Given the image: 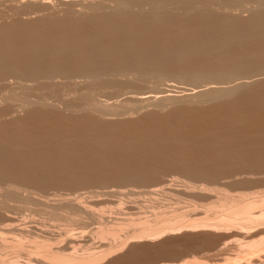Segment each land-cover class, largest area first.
Returning <instances> with one entry per match:
<instances>
[{
    "label": "bare ground",
    "instance_id": "bare-ground-1",
    "mask_svg": "<svg viewBox=\"0 0 264 264\" xmlns=\"http://www.w3.org/2000/svg\"><path fill=\"white\" fill-rule=\"evenodd\" d=\"M169 82L191 88L183 87L187 93L175 96L170 88L176 86ZM179 102L197 113L207 112L197 120L202 126L194 119L196 124H191V118L187 125L194 129L192 135L175 136L180 134L176 131H186L185 123L181 130L175 126V134L165 124L168 132L162 131L170 133L166 136L148 130L151 125L146 124L155 122L161 111L163 115H167L165 109L178 112L170 107ZM187 106L179 111L184 113ZM258 106L264 109V0H0V264H18L23 254L28 256L22 261L25 264H111L107 257L120 261L135 256L129 255L130 243L150 244L180 231L225 233L231 227L233 236L242 239H235L239 243L233 246L234 255L243 257L239 264L247 259L264 261V142L259 136L264 135V128L260 122L253 131H258L261 142L256 136L255 142L250 139V129L263 119L259 118L262 109L254 110ZM251 112L257 119L250 115L255 122L250 128L247 122L253 119L246 122L243 116ZM21 115L32 122L31 131L37 126L40 131L37 120L45 121L41 130L45 124L48 129L37 136L30 131L26 140L29 121L22 120L27 127L25 133L19 131ZM83 119L95 128L92 133L102 134V141L96 134H86L87 128L83 132L86 126L79 123ZM141 127L147 130L139 132ZM247 130L252 142L244 141ZM7 132L10 135L2 137ZM138 132L142 139L133 141ZM39 137L40 143L35 139ZM195 146L203 155L208 150L209 158L203 159ZM188 147H195L197 155ZM180 149L190 158H183V153L176 158ZM235 149L254 156L246 157V153L238 159ZM213 150L218 160L226 155L219 165ZM172 151L174 158H170ZM214 157L217 161L211 164ZM197 182H202L201 188ZM238 183L252 188L231 193L228 186ZM178 184L188 192L199 189L209 195L213 199L206 205L209 213L190 219L186 214L190 210L184 213L175 205L159 211L162 206L157 207L156 198L177 193ZM82 186L99 191L89 192L87 198L85 193V198L60 194L62 188L79 191ZM49 189L60 190L48 194ZM93 198H113L117 205L109 207L107 215L104 210H97L98 214L89 203ZM13 200L39 202L50 221L57 217L83 224L82 216L93 219L97 227L90 235L97 239L95 250L84 248L79 254L72 246L79 244L80 237H72L75 232L69 229L62 236L61 231L51 229L54 223L49 220L32 222L11 215L9 202ZM63 237L72 243L66 244L69 249L61 247L65 246ZM70 248L75 253H68Z\"/></svg>",
    "mask_w": 264,
    "mask_h": 264
},
{
    "label": "rangeland",
    "instance_id": "rangeland-1",
    "mask_svg": "<svg viewBox=\"0 0 264 264\" xmlns=\"http://www.w3.org/2000/svg\"><path fill=\"white\" fill-rule=\"evenodd\" d=\"M179 83L180 82H182V81H178ZM175 84V86H176V88L177 89H179V90H177L176 88H170V90H172L173 92V94L175 95V96H181L183 93H187V91L185 92L183 89L185 88V89H190L191 88V86H188V85H185V84H176V83H174V82H169L168 83V85L169 84ZM187 84V83H186ZM180 86V87H179ZM184 87V88H183ZM165 89H168V88H165ZM182 89V90H181ZM177 103V102H176ZM173 104H175V103H173ZM180 104L183 106L184 104H182V102H179L178 103V105H177V107H178V109H177V107L175 106V105H173L172 107H170V108H176V110H178V112H176L175 111V109L174 110H170V111H167V110H169V109H165V113H167V115H168V117H165V116H167V115H163V113L164 112H160L161 114H159V116H158V118H156L155 120V122H151L150 124L148 123V125L146 124V126H150V128L148 129L145 125V127L148 129V130H151L153 133H156V134H165V136L167 135V134H170L171 133V131L173 132V130H181L180 128H183V126L181 125V124H183V123H185L186 125L189 123V125H191V124H196V122H197V120L199 121L200 120V117H202L203 118V116L204 115H206L207 114V112L206 113H204L203 112V110L202 111H200V113H201V115H200V113H199V110H198V113H197V110H195V108H193V107H189V106H187V104H185L184 106H187V108L189 107L192 111H193V115H192V111L191 110H189V108H188V110L189 111H191V113L187 110V111H185L184 113H181V112H183L184 110H182L183 109V107L182 106H180ZM172 105V104H171ZM170 105V106H171ZM256 106H257V104H255ZM254 105V106H255ZM261 106V105H260ZM260 106H258V109L257 108H255V107H253V108H255L254 110H259V108H260ZM179 107H181L182 109H180ZM262 107V106H261ZM186 107H184V109H185ZM207 108V107H206ZM205 108V109H206ZM240 108V107H239ZM150 109V108H149ZM153 108H151V110H152ZM179 109H180V111H179ZM196 111H194V110ZM197 109V108H196ZM262 109V111H261V113H259V114H262V115H260V117L259 118H263L262 120L260 119V120H256V124H255V122H253L254 121V119H255V114L257 113V111H254V112H256L255 114L253 113V112H251L252 114H247V115H252L253 117H254V119L252 120L251 119V117L252 116H250L248 119H246L248 116L246 115V114H244L245 116H243V118L245 117V121L247 122V120H249V119H251L252 120V122L253 123H251V122H247V123H249V124H247L248 126H250V124H251V126H250V128L252 127V125L253 124H255V125H253V128L252 129H250L251 131H253L254 129H258V127H256L257 125H259L260 124V128H264V109L263 108H261ZM260 109V110H261ZM150 110V111H151ZM186 110V109H185ZM201 110V109H200ZM260 110H259V112H260ZM164 111V110H163ZM204 111H206V110H204ZM208 111V113H209V110H207ZM157 112V111H156ZM203 112V113H202ZM157 113H159V112H157ZM156 113V114H157ZM171 113H172V115H171ZM178 116H176L175 114ZM183 114V115H182ZM186 114V115H185ZM189 114H190V116H189ZM195 114H197V116L195 115ZM210 114V113H209ZM254 114V115H253ZM259 114H258V116H259ZM158 115V114H157ZM156 115V116H157ZM169 115H170V117H169ZM174 115H175V117H174ZM179 115H181V116H179ZM188 115V116H187ZM196 117H195V116ZM171 116H173L174 118H172V119H169V118H171ZM194 116V117H193ZM198 116H199V119H197L198 118ZM162 117V118H161ZM164 117H165V119H164ZM22 118V115L19 117V119H20V122H21V126H19V127H21V129L22 130H19V127H17V129L16 128H14L15 130H19V131H21L22 133H25L26 131H27V133H25V135L24 136H26L25 138H26V140L28 139L29 140V136L31 135V134H34L35 133V131L37 132L38 130V126L36 127V130L34 129H32V131H31V128H32V125H29L30 123H32L30 120H23V119H21ZM176 118V119H175ZM191 118H192V121H193V119L196 121H191ZM242 118V117H241ZM242 118V119H243ZM169 119V120H168ZM175 119V120H174ZM180 119V120H179ZM181 119H183L184 121H182V122H180L181 121ZM187 119V120H186ZM189 119V120H188ZM256 119H257V117H256ZM24 121V123L25 122H27V121H29L27 124H28V127H27V125L26 124H23V121ZM84 120V119H83ZM82 120V121H83ZM185 120H186V122H185ZM250 120V121H251ZM36 121V120H35ZM34 121V122H35ZM40 121V122H39ZM37 120V123H36V125H39V127H40V131H41V133H42V131H43V133L46 131V128L48 129V125L47 124H45V130H43V128H42V130H41V127H44L43 125H44V123L43 122H45V121H43L42 122V120ZM79 122V123H81L82 125H83V127L84 126H86L85 128H84V131L83 132H85L86 133V131H87V133L86 134H88V133H90V135L91 134H94V132L92 133L91 131H93L92 129H94L95 130V128L94 127H92V126H90L91 127V129L89 130V128L90 127H88V123L84 120V122ZM165 121V122H164ZM188 121H191V124H190V122H188ZM244 121V123L245 124H243V125H246V122ZM261 121H263V122H261ZM33 122V124H35ZM41 123L42 124V126H41V124H39V123ZM68 122H70V121H68ZM68 122H67V125H68V127H71L70 126V124H68ZM164 122V123H163ZM170 122V123H169ZM179 122V123H178ZM260 122V123H259ZM46 123H48V124H50L51 122H46ZM64 123H66V122H64ZM63 123V124H64ZM74 122H72V124H73ZM84 123H86V124H84ZM155 123V124H154ZM200 126H202V123L203 122H201V123H199V122H197ZM259 123V124H258ZM154 124V125H153ZM169 125L170 126V129L169 128H167V129H169V132L170 133H167L166 134V132H168V130L166 129V127H169V126H166V125ZM185 124H183V125H185ZM57 125H59V124H57ZM65 126H67L66 124H64ZM74 125H75V123H74ZM81 125V126H82ZM160 125V126H159ZM174 125V126H173ZM177 125V127H178V129H176L177 127H175ZM179 125V126H178ZM182 127H181V126ZM198 125V126H199ZM245 126L246 128L248 127V126ZM24 126L25 127H27L26 129L24 128ZM35 126V125H34ZM60 126L62 127V124H60ZM60 127L62 130H67L66 128L67 127ZM80 126V127H81ZM156 126V127H155ZM164 126H166V127H164ZM188 126V125H187ZM193 127H194V125H192ZM255 126V127H254ZM145 127H141L142 129H138V130H140L139 132H141L142 130H147V129H145ZM157 128L156 130H155V132L152 130V128ZM172 127V128H171ZM191 126H188V127H186L185 126V128H183V130L184 129H186V131H184V133H183V130H182V133L183 134H181V131H176V132H180V134H177L176 133V135L175 136H179V135H184V134H189V132H190V134L191 133H193V131H191V129H189ZM244 127V129L246 130V128ZM8 128V127H7ZM11 128V127H10ZM30 128V129H29ZM79 128V127H78ZM87 128V130L85 131V129ZM165 128V129H164ZM174 128V129H173ZM259 128V129H260ZM23 129H25L24 131H23ZM28 129V130H27ZM60 129V130H61ZM72 129V128H71ZM162 129H164L165 131H162ZM248 129V128H247ZM248 129V130H249ZM15 130H12V132L14 133V131ZM68 130H70L69 128H68ZM78 130H80V129H78ZM192 130H194V129H192ZM248 130L247 131H245L246 133L244 134L245 135V137L246 138H244V141L248 138L249 139V136H250V134H248L247 132H248ZM249 130V133L251 132ZM16 131V132H17ZM32 133H31V132ZM39 131V132H40ZM132 131V130H131ZM130 131V132H131ZM135 131H137V129H135ZM150 131V132H151ZM157 131L159 132V131H161V133H157ZM257 131V130H256ZM256 131H253V133L251 132V137H253V138H251L250 137V139L252 140V139H254L255 138V136L257 137L256 138V141L257 140H259L260 141V139H262L261 141L262 142H264V135H260L259 134V136H260V139H258V137L259 136H257L258 135V131H257V134L256 133H254V132H256ZM6 132V131H5ZM9 132H10V130H9ZM34 132V133H33ZM39 132H37L36 134H34L35 136H37L38 135V133ZM97 132V131H96ZM96 132H95V134H96ZM129 132V131H128ZM128 132H126L127 134H128V136L130 135ZM132 132H134V130L132 131ZM139 132L138 133H135L134 135H138L137 137L135 136H133V134H131L132 136H133V141H138L140 138L142 139V133H140V137H139ZM143 132V131H142ZM148 132V131H147ZM151 132V133H152ZM164 132V133H163ZM188 132V133H187ZM8 133V132H7ZM6 133V135L3 133L2 134V137L4 136V137H8V135H10V133H8L7 134ZM12 133V134H13ZM31 133V134H30ZM98 133V132H97ZM119 133H121V131L119 132ZM125 133V131H124V133H122V134H126ZM146 133V132H145ZM26 134H29V135H26ZM94 134V135H95ZM99 134V133H98ZM98 134H96L97 135V138H100L101 137V135H98ZM117 134H118V132H117ZM122 134H120V135H122ZM171 134H175L174 132L173 133H171ZM94 135H92V136H94ZM192 135V134H191ZM249 135V136H248ZM1 136V135H0ZM15 135L13 134L11 137H14ZM23 136V135H22ZM126 136V135H125ZM172 136V135H171ZM248 136V137H247ZM31 137V136H30ZM94 137H96V136H94ZM139 137V138H138ZM169 137V136H168ZM182 137V136H181ZM237 137H241L240 135H237ZM236 137V138H237ZM242 137H243V135H242ZM241 137V138H242ZM1 138V137H0ZM10 138V137H9ZM9 138H6V139H9ZM17 138V137H16ZM42 138V137H41ZM170 138V137H169ZM168 138V139H169ZM183 138V137H182ZM4 139V138H3ZM12 139V142L14 141V139H15V137L14 138H11ZM20 139L23 141V139L24 138H21L20 137ZM19 139V137H18V140H20ZM36 140L38 139H40V137L39 138H35ZM170 139H172V138H170ZM184 140H185V137L183 138ZM238 139V138H237ZM249 139V140H250ZM99 140V139H98ZM103 140V139H102ZM101 140V138H100V141H102ZM242 140V139H241ZM249 141V142H252V141H254L255 142V140H252V141ZM8 141H10V139L8 140ZM15 141H16V139H15ZM99 141V142H100ZM164 141V140H163ZM163 141H161V142H163ZM167 141H170V140H167ZM167 141L165 140L164 142L165 143H167ZM189 141V140H188ZM260 141V142H261ZM37 142V141H36ZM41 141L39 140V143H40ZM169 143H176L175 141L173 142V140H172V142L170 141ZM185 143H187V142H185ZM192 143V142H191ZM191 143H188V145H190ZM193 146L195 145V144H192ZM191 145V146H192ZM187 146V145H186ZM192 146V147H193ZM190 147V146H189ZM188 147V148H189ZM196 147V146H195ZM194 147V148H195ZM194 148H193V150L191 149V148H189V151H190V149L192 150V151H194L193 153L194 154H196V150H194ZM197 149H198V152L200 151V154L201 155H203V153H205V152H203V150H200L198 147H196ZM181 150V149H180ZM184 149H182L181 151H179V150H176V151H178V153L176 154V156L179 154V157L180 158H182L183 157V155H184V157H185V159H189L190 158V155H189V153H187L185 150H187L188 151V149H186L185 148V152H186V154H185V152L183 151ZM235 150H237V149H235ZM249 150V149H248ZM247 150V151H248ZM201 151H202V153H201ZM204 151H205V149H204ZM207 152H208V150H206ZM217 151V150H216ZM215 151V152H216ZM238 152H239V150H237ZM173 152V154L171 155V157L170 158H174L175 156V153H174V151H172ZM206 152V154L205 155H203L202 156V158L203 157H207V155H208V153ZM209 152H211V151H209ZM218 152L219 153H221L222 151H220V150H218ZM232 152H234L233 150H231V151H229V154H228V152H226V154L227 155H229V156H232V154H234V153H231ZM249 152H251V151H249ZM180 153L182 154V157L180 156ZM192 152H191V154H193ZM213 154H214V150H213V152H212ZM246 153H247V155H246ZM199 153H198V155L199 156H201ZM211 155V153H210V157H212V156H214V155ZM223 154H224V152H223ZM222 153L220 154V155H223ZM239 154L240 155H237L236 153L234 154L238 159L240 158V159H243V158H245L244 157V154L246 155V157H249L248 155H250L251 156V154L250 153H248V152H246L245 151V153L244 152H239ZM241 154H243V157H242V155ZM185 155H188V157L187 156H185ZM197 155V154H196ZM195 155V156H196ZM225 155V154H224ZM172 156H174V157H172ZM193 156V158H191V159H193L194 160V155H192ZM191 156V157H192ZM254 155L252 154V156L251 157H253ZM178 156L176 157V158H179ZM183 157V158H184ZM187 157V158H186ZM216 157H218L217 158V160L218 159H220L219 158V155L217 156V154H216ZM216 157H214L215 158V160H214V158H213V160H211L210 159V162L212 161V163L211 164H213V162H214V164H215V161H217L216 160ZM224 157V156H223ZM225 157H226V155H225ZM224 157V159H226ZM233 157V156H232ZM236 157H234L235 159H236ZM196 158L197 157H195V160H196ZM201 158V157H200ZM200 158L198 159V160H200ZM201 158V160H203ZM209 157H207V159H208ZM229 158V157H228ZM233 158V159H234ZM250 158V157H249ZM206 159V158H205ZM206 159V160H207ZM223 158L221 159V160H218L216 163H217V165H219V161H223L224 160ZM231 159V158H230ZM230 159H227L228 161L230 160ZM247 159V158H246ZM204 162H205V160H203ZM231 161V160H230ZM201 162V161H200ZM208 161H206V163H207ZM219 162V163H218ZM232 162V161H231ZM235 162H237V160H235ZM209 163V162H208ZM221 163H223V162H221ZM225 163H227L226 162V160H225V162H224V164ZM222 166H223V164H221ZM198 181V180H197ZM200 181V180H199ZM200 183H202V182H200ZM200 183L199 182H197V185L198 186H200V188H201V185H200ZM240 183H238L237 185L236 184H232V185H236L235 187H232V186H228V187H230L229 189L230 190H234L233 192L232 191H230L231 193H236L237 191H243L244 189L243 188H245V191L248 189V188H252L251 187V185H243V184H240V186L238 187V185H239ZM180 184H178V186H179ZM205 185V184H204ZM177 186V189L176 188H174V191H178L177 193H175V194H171L170 193V195L168 194V195H166V196H168V197H166V198H164V197H162V198H164V199H161V196H159L158 198H156L157 200V202H158V204H156V205H158L157 207H159V208H161V206H162V208L161 209H159V211H161V210H164V211H169V210H171V209H174L176 206L178 207H176V209H180V210H182L181 212H184V213H186L188 210H190V211H188V213H186V214H188V217L190 218V219H192V218H196V219H199L201 216H205V215H203L205 212H207V213H209L208 211H206V205L208 204V203H210L213 199L212 198H209V195H207V194H205L204 193V195H203V193H200V192H198V190L196 191H192V192H188L187 190H185V188L184 189H182L183 188V186H179L178 187ZM211 186V185H210ZM243 186H245V187H243ZM248 186V187H247ZM85 189H84V188ZM90 187V186H89ZM88 186H82V188H78V189H81V190H76V189H74V188H71V189H73V190H69L70 188H64V190H63V188L60 190V194H64V195H66L67 193L68 194H87V195H85L86 196V198H87V196H88V194H89V192H93V191H99V189L98 188H95V187H90L89 188ZM242 187V188H241ZM182 190H181V189ZM85 190V192H83V190ZM176 189V190H175ZM228 189V190H229ZM238 189H240V190H238ZM243 189V190H242ZM50 190V191H49ZM48 190V194H52V193H59V190H55V189H49ZM68 190V191H67ZM184 190V191H183ZM248 190H250V189H248ZM56 191V192H55ZM58 191V192H57ZM80 191L82 192V193H80ZM180 192H182L181 194H180ZM46 193H47V191H46ZM174 193V192H173ZM179 193V194H178ZM183 193H187L185 196L183 195ZM189 193H191V194H189ZM189 194V195H188ZM195 194V195H194ZM84 195H82V196H84ZM90 195V194H89ZM198 195V196H197ZM202 195V196H201ZM67 196V195H66ZM72 197H73V195H71ZM70 196V197H71ZM85 196H84V198H85ZM170 196V197H169ZM174 196H177V197H174ZM188 196V197H187ZM205 196V199L204 198H202V197H204ZM206 196H208V197H206ZM54 199H55V197H53ZM53 199V200H54ZM96 199V198H95ZM95 199L93 198V199H88L90 202V204L91 205H93V207H91V209L93 208V209H95L93 212H96L97 210H104L103 212H106V214H104V215H107L108 214V212H109V210H110V208L111 207H116L115 205H117V203L115 202L116 200L115 199H113V198H109V199H102V201L101 200H96L95 201ZM98 199V198H97ZM101 199V198H100ZM206 199H207V201H206ZM94 200V201H93ZM113 200V201H112ZM161 200V201H160ZM163 200V201H162ZM112 201V202H111ZM100 202V203H99ZM112 204H111V203ZM28 203V204H27ZM34 203V202H33ZM52 203H54V202H52ZM108 203V204H107ZM116 203V204H115ZM147 203V202H146ZM9 204H10V206H11V208H10V212H12V214L11 215H13L14 214V216H16V217H18V216H20L21 218L24 216V217H26L27 218V220L26 221H32V222H35V221H39V220H41V218H42V220L40 221L41 223H42V221H44L43 223H47V221L49 220V216L47 215L46 216V213H44V208H43V206L38 202V203H36V201H35V203L34 204H30L29 202H26L25 201V203H24V201H17V200H13V201H10L9 202ZM143 204V203H142ZM90 205V206H91ZM144 205V204H143ZM146 205V204H145ZM147 205H149V204H147ZM174 205H175V207H174ZM95 206V207H94ZM192 206L194 207H197L196 209H194V208H192ZM202 206V207H201ZM16 207V208H15ZM110 207V208H109ZM174 207V208H173ZM180 207V208H179ZM13 208H15V209H13ZM108 208V209H107ZM194 209V212H191V211H193L192 209ZM149 210H150V208H148ZM202 209H203V211H202ZM205 209V210H204ZM12 210V211H11ZM106 210V211H105ZM112 210H113V208H112ZM145 210L146 209H144V212H145ZM197 210V211H196ZM147 211V210H146ZM99 211H97V213H98ZM143 212V214H142V216H146L147 214L146 213H149L148 215H149V217H151V212L150 211H147L146 213H144ZM193 213V214H191V213ZM202 212V214H200ZM204 212V213H203ZM96 213V214H97ZM190 213V214H189ZM195 213V214H194ZM16 214V215H15ZM98 214H100V212L98 213ZM144 214H146V215H144ZM197 214H199V215H197ZM18 215V216H17ZM82 215V214H81ZM81 215L80 216H78L77 218H80L81 217ZM193 215V216H192ZM195 215V216H194ZM84 216H86V214L84 215ZM19 217V218H20ZM48 217V218H47ZM147 217V216H146ZM197 217H199V218H197ZM76 218V219H77ZM82 218V220H86V221H83L84 223L83 224H80V223H78L77 221H69V222H63V221H61V220H59L57 217H55L53 220L54 221H50L49 220V222H53L54 224H51V226H53V227H51V229H55V232H56V230L57 231H61V233H63L62 231H64V230H66V229H69V230H71V232H75V233H72L73 234V236L72 237H74V236H77L76 238H78L77 240H79V237H80V239H81V241L79 242V244L77 243V240H76V242H74V244H76L77 243V245H74V246H72L71 244L72 243H69V244H67V242H69V241H67L64 237V242L65 243H63V244H65V246L63 245V246H61L62 248L64 247H68V249H69V246H66V244L67 245H71L72 246V248L73 247H75L74 249L80 254V252L82 253V251H84V248H89L88 249V251L90 250V248H91V250H92V248H95L96 246H97V244H95V242H97V239H95V237L94 236H91L92 234H91V230L92 231H94L95 229H96V227H97V224L96 223H94V221H92L93 219H91V218H89L88 219V221H87V219H86V217H85V219H83L84 217L82 216L81 217ZM80 218V219H81ZM203 218V217H202ZM47 219V220H46ZM51 219V218H50ZM79 219V220H80ZM46 220V221H45ZM90 220V221H89ZM86 222V223H85ZM57 224V225H56ZM78 224H80V225H78ZM85 224V225H84ZM81 227H83V228H81ZM85 228V229H84ZM231 228H233V227H231ZM231 228H228V231H227V229H224V232L225 233H223L222 231H219V232H205V231H194L193 233L192 232H188V231H180V233L179 232H177V234H174L175 235V237L173 236V235H166V236H163V237H161V238H159V240H157V242L156 241H152L153 243H150V244H152V245H150L149 244V242H146L145 244H144V242H134V243H130L129 245L131 246V249H132V254L130 253L129 255H135V256H126V258L127 259H125L124 257L123 258H121L120 259V261L119 260H117V261H113V257H107V261L108 262H111V264H193V263H190L191 261H193V260H195L196 262H199V264L201 263V264H239L241 261H244L243 260V257H241V259H239L240 257L239 256H235L234 254V252H233V246H234V243L236 244V243H239V241L240 240H242L240 237H238V236H233V232H234V230H232ZM84 229V230H83ZM226 230V231H225ZM232 230V231H231ZM230 231V232H229ZM83 232L86 234V235H84L83 234ZM90 232V233H89ZM182 232L184 233V234H182ZM188 232V233H187ZM197 232V233H196ZM60 233V232H59ZM60 233V234H61ZM82 233V234H81ZM200 233V234H199ZM223 233V234H222ZM226 233H227V235H226ZM229 233H232V234H229ZM235 233V232H234ZM70 234V233H69ZM71 234V235H72ZM75 234V235H74ZM91 234V235H90ZM199 234V235H198ZM220 234V235H219ZM80 235H83L82 237L80 236ZM176 235H178V236H176ZM188 235V236H187ZM192 235V236H191ZM224 235V236H223ZM62 236H64V233L62 234ZM65 236H67V235H65ZM91 238H90V237ZM167 236H172L171 238L170 237H167ZM186 236H187V238H186ZM194 236V237H193ZM222 236V237H221ZM226 236V237H225ZM84 237V238H83ZM89 237V238H88ZM178 237V238H177ZM203 237H205V238H203ZM75 238V237H74ZM95 240H94V239ZM173 238H176V239H174L173 240ZM190 238V239H189ZM200 238V239H199ZM91 239V240H90ZM93 239V240H92ZM238 239L239 241H236V240ZM84 240V241H83ZM165 240V241H164ZM203 240V241H202ZM92 241V242H91ZM93 241H95L94 243H93ZM196 241V242H195ZM232 241H233V243H232ZM198 242V243H197ZM226 242V243H225ZM242 242V241H241ZM80 243H82V244H80ZM140 243H141V245L142 244H144V245H140ZM156 243V244H155ZM176 243V244H175ZM95 246H94V245ZM147 244H148V246H147ZM170 244V245H169ZM172 244H174V245H172ZM224 244V245H223ZM135 245V246H134ZM158 245H159V248H157L158 247ZM217 245V246H216ZM59 246H60V244H59ZM129 246V247H130ZM139 246V247H138ZM149 246H150V248H149ZM224 246V247H223ZM137 247V248H136ZM144 247V248H143ZM153 247V248H152ZM205 247V248H204ZM218 247V248H217ZM222 247V248H221ZM63 248V249H64ZM66 248H65V250H66ZM72 248H70V250H67V252L68 253H70L72 250V253L74 252L75 253V251H74V249H72ZM143 248V249H142ZM166 248H168V249H166ZM214 248V249H213ZM221 248V249H220ZM106 249V247H104V248H101V250H105ZM134 249V250H133ZM138 249V250H137ZM153 249V250H152ZM156 249V250H155ZM95 249H93L92 250V252L94 251ZM97 251L98 250H100V249H96ZM139 250H141V251H139ZM142 250H144V251H142ZM150 250L152 251V252H150ZM155 250V251H154ZM158 250V251H157ZM210 250V251H209ZM213 250V251H212ZM90 252V251H89ZM141 252V253H140ZM144 252V253H143ZM148 252V253H147ZM156 252V253H155ZM77 253V254H78ZM134 253V254H133ZM147 253V254H146ZM259 253H261V252H259ZM137 254V255H136ZM139 254H141V255H139ZM146 254V255H145ZM23 256V257H22ZM250 256V255H249ZM252 256V255H251ZM257 256V255H256ZM255 256V257H256ZM261 256H263V258H264V255H261ZM21 257H22V261H23V259L25 260V262L27 261L26 259H25V257H28L27 255H25V254H23V255H21ZM21 257L19 258V259H21ZM239 257V258H238ZM253 257V256H252ZM244 258H247L246 256L244 257ZM251 258V257H250ZM257 258H259V255H258V257ZM262 258V257H261ZM252 259H254V258H252ZM173 260H174V262H173ZM187 262H186V261ZM239 260H241V261H239ZM247 260H250V261H248L247 263H251V264H254V263H256V264H264L263 262L264 261H262V260H260V258L259 259H257V260H255V262L252 260V262H251V259H247ZM260 260V261H259ZM264 260V259H263ZM16 261H18V259L16 260ZM21 260H19L17 263L18 264H20V262L22 263V264H25V262L23 263ZM113 262V263H112ZM173 262V263H172ZM189 262V263H188ZM246 262V261H245ZM245 262H242L241 264H244ZM13 263V262H12ZM15 263V262H14ZM247 263H245V264H247ZM194 264H196V263H194Z\"/></svg>",
    "mask_w": 264,
    "mask_h": 264
}]
</instances>
